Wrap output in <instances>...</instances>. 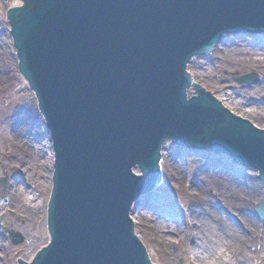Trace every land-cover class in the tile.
I'll use <instances>...</instances> for the list:
<instances>
[{
	"label": "water",
	"instance_id": "1",
	"mask_svg": "<svg viewBox=\"0 0 264 264\" xmlns=\"http://www.w3.org/2000/svg\"><path fill=\"white\" fill-rule=\"evenodd\" d=\"M21 1L15 48L55 154L51 243L35 264H150L129 212L158 186L166 140L264 178V131L185 95L189 60L223 34L264 28V0Z\"/></svg>",
	"mask_w": 264,
	"mask_h": 264
},
{
	"label": "rangeland",
	"instance_id": "2",
	"mask_svg": "<svg viewBox=\"0 0 264 264\" xmlns=\"http://www.w3.org/2000/svg\"><path fill=\"white\" fill-rule=\"evenodd\" d=\"M19 4L21 3L17 0H0V78H2L0 82V179H4L7 170L14 172L11 176H16L15 180L9 181L10 190L7 192L9 206L0 214V248H2L0 264H17V259L28 261L40 248L47 245L46 213L52 188L53 170L47 166L51 164L49 159L52 155L51 147L50 149L48 147L49 136L37 110L34 95L18 74V61L6 20L8 8ZM223 40V43L210 56L192 59L188 65V72L192 80L219 102L222 96L220 93L224 92L231 95L233 99L242 98L246 104L236 109L230 106L231 111L248 120L253 126L264 130V117L245 114L246 111L258 109V113L261 111L264 114V86H261L260 92L256 91V93L253 92L255 88L241 90V87L233 83L230 76V73L248 74L246 72L252 69L239 65L241 62L236 57H245V52L251 50L255 52V60L260 62L263 60L261 56L263 52L253 47L254 41H247L246 38L228 37ZM237 49H243L242 53H237ZM193 95V91L189 90V96ZM253 100L259 102L260 106L252 109L250 103ZM24 109L30 116L28 122L21 123L19 136V132L17 135L13 134V130L16 132L14 124L19 112ZM25 110L23 114L27 116ZM180 151L182 153L177 154ZM16 164L21 165L22 170L10 169ZM175 166H179V169ZM161 169L162 184L154 189L153 194L151 193L150 202L142 200L143 203L141 202L139 207L135 206L132 213L135 233L140 237L149 259L154 264H190L188 257L194 259V243L188 242V235L199 232L202 227L201 221H208L210 218L202 211L203 202L210 205L208 209L214 214L237 229L236 235H242L235 246L232 244V248L225 251L224 259H233L232 256L241 251L239 244L244 243L246 247L242 251L245 259L253 258L257 261L261 253L259 247H262L260 236L264 237V220H258L253 216L256 204L264 202V180H258L257 173L234 165L226 156L181 150L170 143L164 145ZM174 171L176 177H173ZM15 182L19 183L18 188L26 192V202L33 209H25L18 201L11 204V195L15 190L12 185L16 184ZM231 183H236L237 188L244 190L242 194H239L242 195L241 198L238 197ZM248 186L259 187L257 194L249 193ZM196 196L201 197V200L194 199ZM137 209H140L143 215H155L161 218L163 224L161 226L168 230L163 234L165 238L174 243L180 242L179 246H173V254L165 255L160 242H154V229L149 227L143 218L140 220L136 217ZM172 216L178 222L174 223ZM242 216L249 221V223L244 222L246 226L259 233L260 236L255 240L254 233L247 234L235 226L236 223L243 225L239 218ZM2 226L20 233L24 237V243L17 248H11L2 238ZM175 233H179V236ZM197 242L200 243L199 240ZM234 250L235 253H233ZM260 264H264V260Z\"/></svg>",
	"mask_w": 264,
	"mask_h": 264
},
{
	"label": "bare ground",
	"instance_id": "3",
	"mask_svg": "<svg viewBox=\"0 0 264 264\" xmlns=\"http://www.w3.org/2000/svg\"><path fill=\"white\" fill-rule=\"evenodd\" d=\"M242 50L243 49H240V50L237 49V53L238 52H239V54L242 53L241 52ZM244 55H245V57H241V58L239 56L236 57L241 62V64H239V65H242V64L253 65V63H254V66L256 69L261 68L262 62L264 61V54L261 55L263 57V60L260 62L255 60V57H256L255 52H253L251 50H249L248 52H245ZM206 74H208V73L206 72ZM1 79L2 78H0V82H1ZM256 91L260 92V88H258V89L255 88L253 90L254 93H256ZM224 93H220V94H222V96L220 98V102L223 105V107L227 109V111H231V107L236 109L237 107H242L243 105L246 104V102L243 101L242 98H240V100H236L235 98H237V97H235L233 99V98H231L232 97L231 95H229L227 93L224 94ZM227 106H229V107H227ZM255 106H260V105L255 100H253L250 103V107L253 109V107H255ZM24 110L19 112L18 119H15L16 123L14 124V128H16V132H14V134L17 135L19 132V136L21 135V128H22L21 123L28 122V118L30 116V114L27 110H25V113L27 116H24V114H23ZM257 111H250V112L246 111L245 112V110H244V112L247 116L261 115V117H264V114L261 113V111H260V113H258ZM48 147H49V149L51 147L50 140L48 143ZM187 150L194 151V152H200V151L191 150V149H187ZM50 152H53V151H51V149H50ZM181 153L182 152L180 151V153H177V154H181ZM189 153L191 155L193 154L192 152H189ZM201 153H203V152H201ZM161 158H162V153H161ZM49 161L51 162V164L50 165L47 164V166L49 169H51L53 164H54L52 155H51V158L49 159ZM178 167L179 166H175L176 169H179ZM10 169H19V170L21 169L22 170V167H21V165L16 164L15 166H11ZM7 171H8L7 173L9 175V177L11 176L12 173H14L10 170H7ZM133 172H135L138 176L141 175V172L139 169H135ZM173 174H174L173 177L177 176L175 174V171L173 172ZM15 183L16 184L12 185V187L15 190H13V194L11 195V203L18 201L19 203L22 204V206L25 209H27V210L33 209L26 202V199H25L26 192L23 189L18 188L19 187L18 182H15ZM224 183H227V182H224ZM231 186L234 187V190L238 194V197L241 198L242 195H239V194H242L241 192H243L244 190H240L239 188H237L236 183H234V184L231 183ZM51 187H52V183H51ZM258 188L259 187H257V186H248L247 191L249 193H253L256 195L258 192ZM2 189L3 188H0V191ZM31 189H33L32 186H31ZM4 190H5V188H4ZM249 193H246V194H249ZM4 194H5V192H4ZM143 196L145 199L143 197H141L135 203V204H138V207L145 200L150 202L149 201L151 198L150 192L145 193ZM8 198H9V196H8ZM3 199H5V197L0 195V201ZM141 199L143 200V202ZM194 199L201 200V197L196 196V197H194ZM140 200L142 203L140 202ZM230 201L233 202L232 199H230ZM201 205H202L203 213L210 216V218L208 221H206V220L201 221L202 227L200 228L199 232H197L195 235H192V233H190L188 235L189 236L188 242L194 243V248H195V252L193 253L194 259L192 260L190 256L188 257L190 259V264H260L264 260V237L262 235L260 236L259 233H256L255 232L256 230H253V229L249 228L248 226H246V223H249V221H248V219H246L243 216L240 219V222H241V220L243 222V225L241 226L240 229H242V231L246 232L247 234L254 233V236H253L254 240L258 236H260V239L262 241L261 242L262 247L261 246L259 247L260 251H261L259 258L257 259V261H255L253 258L245 259L242 250L245 249L246 244L241 243V244H239V248L242 252L238 251L235 256H232L233 259H224V257H226L225 251L231 249L232 244H234V246H235L239 242V240H241L242 235H236L238 233L237 229H235L231 225H228L225 221L222 220V218H220L219 216L214 214L210 209H208L207 207L210 206L209 204H206L205 202H203ZM0 210H1V208H0ZM139 210L138 209L136 210V217L140 220L143 218L145 220L144 222L146 224H148L149 227L154 229V232H155L154 242H157V243L160 242V246H161L162 251L164 252L165 255L169 256L170 254H173V249H174L173 246H176V245L179 246L180 242L177 241L176 243H174L171 240L165 238V236L163 234L165 232H167L168 230L165 229L164 226H161V225H163L161 218H158L155 215H143L141 213V210L140 211ZM186 213H187V210H186ZM172 218H173L174 223L178 222L175 217L172 216ZM138 222H139V220H138ZM244 222H246V223H244ZM175 225H177V224H175ZM175 234L177 236H179V233H175ZM138 238L140 239V237H138ZM198 240L200 241V243L197 242ZM261 248H262V250H261ZM1 249L2 248H0V250ZM233 253H235V250L233 251ZM227 257H229V255H227Z\"/></svg>",
	"mask_w": 264,
	"mask_h": 264
},
{
	"label": "flooded vegetation",
	"instance_id": "4",
	"mask_svg": "<svg viewBox=\"0 0 264 264\" xmlns=\"http://www.w3.org/2000/svg\"><path fill=\"white\" fill-rule=\"evenodd\" d=\"M260 47L262 50H264V41L263 40H261V42H260Z\"/></svg>",
	"mask_w": 264,
	"mask_h": 264
}]
</instances>
